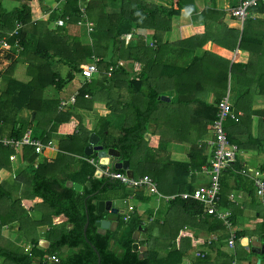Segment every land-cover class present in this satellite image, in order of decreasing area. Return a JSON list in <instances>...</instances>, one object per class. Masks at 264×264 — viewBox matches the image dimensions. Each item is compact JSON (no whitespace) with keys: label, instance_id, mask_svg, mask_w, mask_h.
Wrapping results in <instances>:
<instances>
[{"label":"trees","instance_id":"1","mask_svg":"<svg viewBox=\"0 0 264 264\" xmlns=\"http://www.w3.org/2000/svg\"><path fill=\"white\" fill-rule=\"evenodd\" d=\"M11 1L19 3L7 10L2 6V0H0V41L3 40L7 43L11 53H16L23 58L26 65L25 76L27 80L21 82L10 78L12 64L4 71L6 78L4 87L0 91V126H9L7 137L16 139L22 135L23 132L15 121V116L23 108L34 113L40 112L48 115V132H52L58 124V119L55 117L57 102L42 99V92L46 87H52L59 92L64 90L71 81L77 80L80 84L77 96L80 99L84 100L85 96H90L95 91H101L105 98L112 101H109L110 104H108L109 113L111 115L116 112L122 113L123 123L115 127L116 135L114 137H109L110 122L107 119H98L97 129L93 132L98 136V145L102 147V150L113 149L118 152L117 160L128 162V168L132 171L133 176L146 175L142 172L148 173L147 171L152 172L157 169L153 157L159 156L160 151L157 149L160 145L158 144L159 141L156 143L153 138L145 141L143 134L146 133L147 124L151 121L152 116L158 112V105L172 108L167 112L171 115L177 105L185 104L184 95L179 93L176 86L173 88L175 99L172 105L169 106L159 101L158 96L161 93L162 80L172 81L174 77L190 73L189 71L192 70L201 73L202 70L212 71L210 67L213 57L212 46L224 48L232 54L236 45V35L233 41L226 45L222 41V36L213 35L211 28L208 31L202 30L200 33L195 29L194 36L182 40L180 43L188 46L189 53L195 48H201L203 43L208 40L210 48L204 49L199 57L190 56L189 62L183 66L160 64L159 56L163 52L162 49L166 47L162 43V37L169 31L170 20L177 17L181 10H185L188 14H195L196 9L193 0H158V3L146 2L145 0H117V7L113 11L107 10V0H88L82 11L78 6L79 0H63V5L58 12L48 11L47 7L41 5V0ZM53 1L58 2L60 0ZM259 5L257 2L254 7L249 8V13L250 11H259ZM207 7H214L213 0H210ZM45 12L50 13L44 19H39ZM210 14H215V17L221 18L224 13H216L207 9L201 10L199 12L202 18L199 23L201 26L204 25L205 19L214 17ZM81 18L92 25V34L90 33L92 42L88 45L80 44L78 32L70 30ZM56 21H61V25H57ZM248 22L246 21V23ZM16 24L18 28H15ZM136 30L151 32L150 39L154 41L151 47L144 45L141 41L143 38L141 35H135ZM199 35L201 36L199 37ZM126 36H130V38L124 44V40L120 37ZM244 45L242 33L238 41V49L243 51ZM92 58H96L97 71L108 73L109 80L105 79L104 73L100 78L97 76L91 78L89 82H86L82 77L81 70L84 65L90 63V60L92 61ZM119 61L125 65L137 62L141 68L137 75L133 73V76L130 77L129 72L119 65ZM54 64L66 67L64 77L58 76L52 70ZM153 67L158 68V72L154 77H151ZM239 67H243L240 62L232 64L231 71L235 72L239 70ZM104 80L111 84L110 88H97L96 82L104 83ZM222 80H225V76ZM252 82L255 90L249 92L246 89V96L249 99L257 92H264V79L256 78ZM221 97L218 96L214 103L219 102ZM115 98L118 99L119 110H117L118 106L113 104ZM194 103L203 106L210 113V120H214L215 107L205 106L198 101ZM77 105L74 101L72 108ZM241 107L242 117H238L237 121H230L231 124L237 125L239 128L242 126L246 128L250 116L259 113L250 110V100L248 99H246V107ZM262 114L264 112L260 113V116ZM227 120L229 119H226L225 122ZM76 128L79 132L78 124ZM86 135L85 133L82 144L77 147V153L81 156L83 147L87 142ZM78 139L76 134H65L64 140L58 144L57 149L74 154ZM226 139L230 142L229 138ZM28 149L33 152L31 148ZM0 150L12 151V149L3 147H0ZM82 157L92 159L93 156ZM206 158L202 146L190 143L189 153L185 161L174 163L171 162L172 160H167L164 165H167L172 171L176 168V172L178 171L177 167H180V174L185 175L188 169L198 170L200 166L206 163ZM39 170H33L30 176V194L45 207V214H43L45 218L42 221L49 225L52 217H63V221L59 225L46 233L44 240L47 242V246L42 248L46 252L47 259L53 256L57 260V264H96L97 257L91 246L98 254V264H181L184 255L182 250L175 247L164 248L165 244L174 241L179 236L180 227L188 225L191 221H196L200 223L199 227H205L207 230L221 228L219 221L202 213L199 203L191 199L182 200L177 196L168 201L167 212L176 210V212H181L183 216L178 220L176 214H172L170 217L166 215L159 225L152 221L144 227L140 218L134 215L127 216L124 221L123 218H119L118 212L114 215L107 212L100 214L96 212V202L106 191L121 187L117 182L102 177L95 178L92 166L86 161L80 163L78 171L70 179L72 182L82 183L80 191L65 186V180H58L51 176L46 177L44 170L42 172ZM112 170L122 172L121 170ZM150 177L155 180L152 175ZM85 184H89V188ZM160 187L161 183L157 182L158 192ZM222 189L223 187H220V200L222 198L221 192L224 190ZM176 192L181 193V190L178 189ZM122 198H125V194ZM107 216L114 218L115 227L112 230L97 231L94 222L103 220ZM14 219L12 206L9 205L8 212L0 213V227L9 224ZM86 221L87 227L85 236H83L82 230ZM139 225L145 228L146 237L144 242L146 249L141 253L131 251V245L134 243L131 236ZM153 229L156 231V236H153ZM237 238L235 236V239ZM158 245L163 248L161 253L157 248ZM64 248L68 249L66 255L61 252ZM32 249L33 246L31 251ZM31 259V253L30 256L25 255L22 251L16 250L14 244L5 241L0 236V264H33ZM47 259L45 258L42 262L37 261L34 264H54L49 263ZM261 263L264 264V252L261 255Z\"/></svg>","mask_w":264,"mask_h":264},{"label":"crops","instance_id":"2","mask_svg":"<svg viewBox=\"0 0 264 264\" xmlns=\"http://www.w3.org/2000/svg\"><path fill=\"white\" fill-rule=\"evenodd\" d=\"M60 1L64 2L63 0ZM60 1L41 0V5L52 12L55 11L54 7ZM145 1L158 3V0ZM193 1L196 9L195 14H188L185 10H181L179 15L174 17L179 20L176 22L173 21V18L170 20L169 31L162 37V43L166 47L162 49L163 52L159 56L160 64L183 66L189 62L190 56L199 57L203 50L209 47L208 39H206L208 41L204 42L201 48H195L191 53L188 52L190 49L187 48L186 44L180 43L182 40L194 36L195 29L200 33L202 30L208 31L211 28L213 35L222 36V41L226 45H229L228 43H231L236 35V45L232 54L228 53L224 48L212 46L213 57L210 62L212 71L202 70L201 73L200 71L192 70L189 71L191 74H182L174 77L172 81L162 80L163 85L158 99L164 96L167 100L159 99V101L169 106L172 105L175 99L173 88L176 86L179 93L184 95L185 104L177 105L171 115L167 114V112L172 108L158 105V112L152 116L151 121L147 124V131L143 134V139L148 141L149 138H153L156 143L159 141L158 144L160 145H158L157 149H159L160 153L159 156L153 157L157 169L152 172L147 171L150 175L146 176L150 177L152 175L155 178L156 181L154 179L153 181L156 184V188L157 182L161 183L160 191L158 192L157 190V192L162 197H176L180 194L191 193L193 189L205 184L204 182L207 181V177L201 172V168L207 164L210 155L206 141L211 138L210 128L212 121L210 120V113L200 104L194 103L195 101L205 106L215 107L214 101L218 96H222V99L226 97L232 113L242 117L241 106L246 107V99H248L250 100V110L259 114L250 116L246 128H244L245 126L239 128L237 125L231 124L230 120H227L223 126L226 138L230 139L229 143L237 146L235 161L221 175L220 187H223L224 190L222 189V198L221 200L219 199V203L222 202L219 204L220 209L230 213L233 230L235 236L238 237L234 240L232 249L230 250L226 247L227 233L222 229V226L220 229L207 230L205 227H199L200 223L196 221H191L188 225L180 227L179 236L174 241L165 244L164 248L175 247L182 250L184 255L181 264H225V261L226 264H231V262H234V264L235 262L236 264H262L261 255L264 252V206L255 198L250 180L247 177L244 179L238 174V171L242 169H246L249 172L256 170L264 176V114L260 116V113L264 112V92H257L252 95L251 99L246 96V89L249 92L255 90L252 80L256 78L264 79V0L258 2L260 4L259 11H250L251 16L245 22L226 16V10L233 8L235 5L237 6L240 0H213V8L207 7L210 0ZM16 5L12 4V7ZM203 9L224 14L221 18L215 17V14H210V16L214 17L205 19L204 25L201 26L199 23L202 18L199 12ZM48 13L50 12H45L39 19H44L43 17H46ZM246 21L249 22L246 23ZM194 26H197V28H194ZM70 30L78 32L80 44L88 45L92 42V36L89 33L85 34L84 30L76 26V24ZM141 32L146 33V38H150L151 32L147 30H136L134 33L135 35H140L139 33ZM242 33L245 49L240 51L237 45ZM246 40L248 41L247 44ZM237 62H240L243 67H239V70L235 72L231 71V65ZM5 64L6 66L3 70H0V91L4 87L6 78L4 74L5 68L11 64L13 66L10 78L21 82L27 80L25 76L26 65L21 56L10 52V56L6 57L1 56L0 52V66ZM133 64L138 63L133 62L125 65L122 61H119L121 67L129 66L131 71L134 68ZM52 70L60 77H62L61 73L63 72L64 77L66 67L54 64ZM95 70L96 72L92 78H96V76L100 78L104 73L105 79L109 80V74L104 71L102 73L98 72L96 64ZM157 72L158 68L153 67L151 77H154ZM224 76L225 80L223 81ZM110 85L105 80L104 83L101 81L96 82L97 88L108 89ZM79 87V82L73 80L64 90L59 92L52 87H46L43 90L42 99L57 102L55 117L58 119V124L52 132H48V115L40 112L34 113L24 108L16 113L15 121L19 124L21 131L23 133L28 131L32 137L50 142V149H45L40 154L31 152L28 148L8 152L0 150V213L8 212L10 205L15 215V219L12 222L0 227V236L5 240L8 239L12 244L13 242L10 239H13L21 228L25 232H29L30 229L33 230L34 228L38 230H41L42 227L45 228L42 234L41 232L39 233V236H42L41 240L45 241L46 236L44 237V235L63 221L62 216H57L51 218L50 225L43 222L45 209L41 206L38 199L30 194L31 175L27 173L28 168L32 170L40 169L39 172L44 170L46 177L51 176L58 180H65L64 184L67 187L78 185L82 188V183L72 182L70 179L78 171L80 163L88 160L82 157L84 156L83 152L82 156L77 153V147L82 144L85 133L87 134V142L83 150L88 145L89 135L94 134L93 131L97 129L96 123L98 119H107L110 122L108 128L109 137H114L116 135L115 127L123 123L121 112H116L113 115L109 113L108 104L112 102L111 99L105 98L101 91H95L90 96H85V99L82 100L77 96ZM120 94L124 95L123 93ZM71 96L74 97V101L78 105L74 108H72V105L59 108V101L68 100ZM117 100L116 98L113 100L115 106L117 105ZM119 107L117 110L120 109ZM77 124L78 128H80L79 132L76 128ZM8 131V125L0 126L1 137H7ZM65 134H76L79 137L75 144L76 153L69 154L57 149L58 144L64 140ZM45 137L47 139H43ZM190 143H195L204 148L207 156L204 165L200 166L198 170L188 169L185 175L180 174V167H177L178 171L176 172V168L172 171L171 168L164 165L167 160H172L171 162L174 163L185 161L189 153ZM238 143L240 144L239 146L237 145ZM92 159L98 163L96 157L93 156ZM92 168L93 173L97 171L93 166ZM138 176L132 175V177ZM178 189L181 190V193L176 192ZM188 189L189 191H187ZM124 194L125 198L121 199ZM129 196H131V199H128ZM229 196H232V200L229 199ZM100 197L99 200H109L112 208L119 214L124 211V205H129L133 208L128 216H138L141 221L142 217L148 214L147 225L152 221L157 222L158 225L161 224L166 215L170 217L172 214H176L175 216H177L178 220L183 216L181 212H176V210L167 212L168 202H161L159 199L151 197L154 199L149 203L150 197H145L139 192H134L131 195V190L123 186L108 190ZM116 198H120L123 207L116 206ZM143 199H146V201H143ZM41 217L43 218L41 219ZM104 219L109 221L108 229L112 230L116 225L114 218L107 216ZM147 225H144V227ZM155 233L154 229L153 236H156ZM15 237L17 238V235ZM243 238L246 242H242L241 245L240 241ZM23 239H28L30 244L34 241V238L26 235L23 236ZM28 248L30 249L29 253H31L32 245L23 247L25 255V250ZM145 249L146 246H144L142 251ZM196 254H201L202 257L196 256Z\"/></svg>","mask_w":264,"mask_h":264},{"label":"built area","instance_id":"3","mask_svg":"<svg viewBox=\"0 0 264 264\" xmlns=\"http://www.w3.org/2000/svg\"><path fill=\"white\" fill-rule=\"evenodd\" d=\"M83 1L86 3L88 0ZM259 1L261 0H240L236 7L226 10V16L242 22L244 19L251 16L249 8L254 7ZM84 7L80 9L79 6V9L82 11ZM81 19L85 21L84 18ZM81 19L76 22V26L79 25ZM55 23L61 25V21H56ZM84 25L86 32H91V23L85 21ZM15 28H18L17 24L15 25ZM6 46L7 43L1 40L0 48ZM95 62L96 60L92 58V61L86 64L81 70V75L86 82H89L96 72ZM132 71H134V75H137L139 69L135 71L134 68H132ZM73 104L74 97L71 96L68 100L59 101L58 106L59 108H64L67 105ZM214 106L216 112L210 128L211 138L206 141V146L210 150V155L207 164L201 168V172L207 177V181L205 184L197 186L191 193L180 194L177 197L182 200L191 199L196 201L201 205L202 213L219 221L222 229L227 233L226 247L231 250L235 240V232L233 230L230 213L226 210L220 209L219 190L221 175L235 161L237 153V146L230 144L226 139V135L223 131V123L226 119L237 121L239 115L232 113L226 97L221 99ZM0 147L17 151L22 150L23 148H31L34 153L40 154L43 150L50 149L51 144L50 142L43 143L39 139L32 137L30 133L26 131L16 139L0 136ZM87 162L92 165L95 170L100 171L102 177L109 181L117 182L119 185L130 189L131 195H133L134 192H139L145 197H154L159 200L163 199L165 203L174 198L173 196L162 197L159 195L155 182L152 178L146 175L128 178L123 172H115L109 166L101 168L97 161L94 162L93 159H88ZM238 174L244 179L247 177L250 180L255 198L262 206H264V176L259 171L255 170L249 172L246 169L239 170ZM128 199H131V196H129ZM229 199L232 200V196H229ZM132 209L131 206L126 205V213H124V211L121 212V214H124V221L128 214L132 212ZM29 251V248L25 250L27 256H30ZM196 256L202 257L201 254H196ZM47 260L49 263H57V260L53 256L49 257ZM231 264H234V262H231Z\"/></svg>","mask_w":264,"mask_h":264},{"label":"rangeland","instance_id":"4","mask_svg":"<svg viewBox=\"0 0 264 264\" xmlns=\"http://www.w3.org/2000/svg\"><path fill=\"white\" fill-rule=\"evenodd\" d=\"M45 1V0H44ZM12 2H14V3H12ZM49 2V1H48ZM117 0H108L107 1V6H106V8H107V10L108 11H113L114 9H116V7H117ZM2 6L4 7V8H6V9H10L11 7H12V4H14V5H16V2L15 1H10V2H8V0H2ZM19 2H17V4H18ZM62 5H63V2H59V4H57V5H55V11H59L60 9H61V7H62ZM78 5L80 6V9H82L84 6H85V3H84V1L83 0H79L78 1ZM43 18H45V16L43 17ZM177 20H179V19H175L174 17H173V21L174 22H176ZM84 23H85V21L83 20V19H81L80 20V22H79V25H78V27L79 28H81V29H83L84 30V32H85V34H87V32H86V30H85V25H84ZM176 24H178V23H176ZM92 34V32H89V34ZM143 38H142V40L141 41H143V43H144V45H147V46H149V47H151L152 46V44H153V42L154 41H152L149 37L148 38H146V33H143V32H141V33H139ZM78 36H79V38H80V35L78 34ZM87 37V36H86ZM96 37H98V36H96ZM123 39L124 41V44H126L129 40H128V37L126 36V37H120V39ZM16 50V49H15ZM0 52H1V56H6V57H9L10 56V47L7 45L6 47H2L1 48V50H0ZM13 54H15V53H13ZM6 64H7V62H6ZM6 64L5 65H3V66H0V70H3V68L6 66ZM134 65V64H133ZM125 69H126V71L127 72H129V76H131L132 74H133V72L134 71H131V69H129L130 67L129 66H125L124 67ZM140 68H141V66L139 65V64H135L134 65V70L135 71H137L138 69L140 70ZM6 69V68H5ZM61 76L63 77V72L61 73ZM69 84H67L66 85V87L68 86ZM111 86V85H110ZM65 87V88H66ZM224 124H225V122L223 123V126H224ZM32 169L30 168H28V170H27V173L29 174V175H31L32 174ZM143 174H146V175H150L149 173H145L144 171L142 172ZM204 183H206V182H204ZM112 197V196H111ZM119 199V200H118ZM154 198H149V200H148V202L149 203H151L152 202V200H153ZM39 201V200H38ZM116 206L118 207V206H120V207H123V205L121 204V200H120V198H116ZM159 201H161V202H164L163 201V199H160ZM40 202V201H39ZM40 204H41V202H40ZM41 206H42V204H41ZM124 207H125V209H124V213H126V206L124 205ZM43 209V208H42ZM44 209H45V207H44ZM124 214H120V216H119V218L120 219H122V220H124V216H123ZM147 217H148V214L146 215V216H144V217H142V221H143V225H147L146 224V219H147ZM49 225H50V223H49ZM154 230V229H153ZM45 231V228H41V230H38V229H36V228H34L33 230L32 229H30L29 230V232L28 231H24V229L23 228H21L20 229V231L18 232V234H15V236L17 235V238L14 236V238L13 239H10V241H12L13 242V244H14V248L16 249V250H18V251H22L23 252V247H25L26 245H32L33 246V249H32V251H31V255H32V259H31V261H32V263L34 264L35 262H37V261H39V262H42V261H44V259L46 258L47 259V255H46V252H45V250L44 249H42L41 247H39V245H38V242L41 240V238H42V236H39V233L41 232V234L43 233ZM31 236L32 238H34V242L32 243V244H30V242H29V240L28 239H23V236ZM46 235H44V237H45ZM15 238H16V240H15ZM46 238V237H45ZM4 239V238H3ZM5 240V239H4ZM145 240H146V237H145V234H144V232L143 233H139L138 234V237H137V240H136V243H137V245L139 244V248H138V250L141 252L143 249H144V242H145ZM5 241H8L9 242V240L7 239V240H5ZM46 242V241H45ZM157 248H158V250L160 251V252H162V250H163V248H162V246H157ZM67 251H68V249H66V248H64V249H62L61 250V252H62V254L63 255H66L67 254ZM226 260V259H225ZM1 262V261H0ZM225 264H226V261H225ZM235 264H236V262H235Z\"/></svg>","mask_w":264,"mask_h":264},{"label":"water","instance_id":"5","mask_svg":"<svg viewBox=\"0 0 264 264\" xmlns=\"http://www.w3.org/2000/svg\"><path fill=\"white\" fill-rule=\"evenodd\" d=\"M160 100H167L166 97L161 96L159 97ZM145 137V136H144ZM98 142V137L94 134H90L88 137V145L84 148L83 150V155L84 156H94L98 159V163L101 166V168H103V166L108 165L110 168L114 169V170H121L128 178L132 177V172L128 169V162L126 160H122L119 161L117 160L118 152L112 149H108V150H102V147L100 145H97ZM94 177L95 178H101V173L100 171H95L94 172ZM85 186L87 188H89V184H85ZM73 190L75 191H80L81 190V186L78 185H72ZM96 212L97 213H104V212H108L109 214H116L117 211L112 208V204L109 200L103 201V200H98L96 202ZM87 227V221L84 223L83 225V230H82V234L83 236H85V230ZM94 227L97 229V231L99 232H103L105 230H107L109 228V221L106 219L103 220H97L94 222ZM144 227L139 225L137 226L136 230L133 232L131 239L134 241V243L131 245V251L133 252H139L138 250V245L136 243L138 234L140 232H144ZM242 242H246V240L243 238L240 241V244L242 245ZM38 245L41 248H45L47 246V243L45 241H39ZM91 249L94 251L97 260H96V264H98L99 259H98V254L95 252L94 248L91 246ZM57 264V263H54Z\"/></svg>","mask_w":264,"mask_h":264},{"label":"clouds","instance_id":"6","mask_svg":"<svg viewBox=\"0 0 264 264\" xmlns=\"http://www.w3.org/2000/svg\"><path fill=\"white\" fill-rule=\"evenodd\" d=\"M112 169V168H111Z\"/></svg>","mask_w":264,"mask_h":264}]
</instances>
